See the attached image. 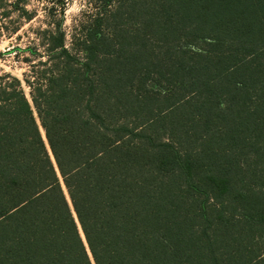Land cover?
<instances>
[{
	"label": "trees",
	"instance_id": "1",
	"mask_svg": "<svg viewBox=\"0 0 264 264\" xmlns=\"http://www.w3.org/2000/svg\"><path fill=\"white\" fill-rule=\"evenodd\" d=\"M99 2L0 74V264H264V0Z\"/></svg>",
	"mask_w": 264,
	"mask_h": 264
},
{
	"label": "rangeland",
	"instance_id": "2",
	"mask_svg": "<svg viewBox=\"0 0 264 264\" xmlns=\"http://www.w3.org/2000/svg\"><path fill=\"white\" fill-rule=\"evenodd\" d=\"M100 4L99 0H18V7H23L26 14L12 6L7 16L0 12V74L17 77L29 97L24 76H29L31 67L39 66L38 61L45 57L41 31L62 16L65 43L70 46L80 23L88 20Z\"/></svg>",
	"mask_w": 264,
	"mask_h": 264
}]
</instances>
